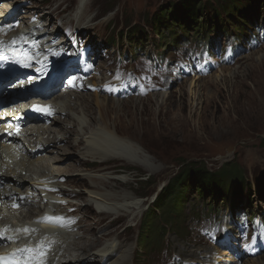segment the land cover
Returning a JSON list of instances; mask_svg holds the SVG:
<instances>
[{
	"label": "rangeland",
	"instance_id": "rangeland-1",
	"mask_svg": "<svg viewBox=\"0 0 264 264\" xmlns=\"http://www.w3.org/2000/svg\"><path fill=\"white\" fill-rule=\"evenodd\" d=\"M176 1L178 0H27L26 3L29 14H38L37 10L41 12L38 14L39 20L47 25L46 29H57L59 23L63 26L72 23L77 29L84 31L87 40L108 47L113 57H132L131 48L138 57L144 48L147 51L158 48L173 53L170 51L175 44L170 43L176 33L175 28L168 26L167 31V27H162V31H159L151 22V18L161 11L162 7ZM202 2L208 7L204 17L206 23L195 25L201 35L191 31L195 26H187L188 30L191 29V36L188 35V38L192 40L209 36L207 23L212 28L217 26L216 21L219 19H228L224 26H219L228 30V33L242 28L240 17L264 21V0H234L233 3L236 2L243 8L244 13L236 10L232 16L228 7L221 8L225 5L224 0ZM107 9L109 12L105 14ZM180 16L177 14L178 19ZM177 18L176 21H180ZM122 19L128 23L127 28L132 30V34L137 32V40H134V36L128 39L121 35L117 38V27ZM62 27L60 26L58 31H61ZM176 29L179 34L182 32L181 27ZM133 42L137 46L133 45ZM262 48L256 51L259 53L254 56L252 54L256 52L252 53L235 67L221 69L209 77L198 80L191 78L179 86H173L175 88L172 87L171 91L165 93L151 91L148 98L147 95L133 98L134 100H122V119L116 118L119 111L100 113L95 102L106 96L98 93H93L91 98L88 97L90 94L80 95L87 99V107L76 109L73 103L71 104L73 117L77 118L78 110L84 112L85 117H78V122L74 119L68 121V117L60 121L55 128L62 124L66 128L64 130L70 131V134L62 135L64 142L57 146L54 154L30 158H44L45 171L59 169V175L67 178L65 185L78 193L74 200L80 207L82 227L75 238L77 243L74 245V253L77 254L71 253L70 249L71 255L83 256L94 243L88 252L92 253V256L83 257H89L94 264H150L161 256L165 248L176 253L181 251L182 255L191 253L192 256H201L204 255L205 246H200L199 243L194 246L191 244L194 237L189 235L186 226L193 215H212L218 212L223 216L222 208L226 207L228 214L227 210L232 207L230 202L252 213H263L264 196L260 193L262 187L257 182L258 179L264 182V47ZM262 59L263 66H260L258 63ZM102 61L103 68L105 60ZM222 70L224 71L221 72ZM113 71L121 74L123 69L120 67ZM192 81L195 84L190 85ZM92 107L96 111L91 114L89 109ZM72 122L76 123L75 131H72ZM78 130L85 133L81 134ZM100 130L112 136H116V131L127 149L114 146L90 147L86 135L95 134ZM51 132L50 137L53 135V131ZM46 135L48 133L41 137ZM78 141L80 146L76 147ZM110 150L117 153L124 150L132 158L97 161V158L95 160L92 157L95 153H110ZM54 157H59L57 162H51ZM229 162L238 165L245 172L248 186L231 188L225 200L218 195L209 198L212 199L211 205L204 203L208 200L207 196L195 202V196L191 194L192 197L185 202L186 211L180 217L181 221H171L172 225L168 228L170 230L164 235L159 246L154 250L138 251L137 244L141 242L138 240V232L142 219L146 217L147 207L179 171L185 169L189 163L203 164L213 171ZM41 172V168L36 167L30 170L21 169L25 181ZM105 182L110 185L105 186ZM249 186L250 190L247 189ZM154 221L160 223L162 218H154ZM229 229L230 227L227 230ZM232 233L235 237L238 236V232L232 227L226 236ZM228 241L232 247L238 246L230 237ZM116 245L119 249L111 256L99 258L96 252L98 248H115ZM184 245L192 249L187 250ZM245 264H264V253L247 259Z\"/></svg>",
	"mask_w": 264,
	"mask_h": 264
},
{
	"label": "trees",
	"instance_id": "trees-1",
	"mask_svg": "<svg viewBox=\"0 0 264 264\" xmlns=\"http://www.w3.org/2000/svg\"><path fill=\"white\" fill-rule=\"evenodd\" d=\"M224 1L225 5L221 7L222 9L227 7L231 11L237 9L238 5L236 2L233 3L234 0ZM228 4L232 5L227 6ZM207 9V4L203 3L202 0H178L162 7L160 9L161 11L151 18V22L158 28L164 26L167 28L169 26L170 28V25L176 21L175 18H177V14H180L181 19H184V22H182L184 25L198 24L200 26L203 24V22H200V19L205 17ZM107 12H109V10L105 11V13ZM215 12L217 13V11ZM172 16H175V18H172ZM122 25H124L123 22ZM119 34L125 36L126 32L119 31L118 35ZM130 34H132L131 29ZM133 34H137V32L134 31ZM126 36L130 35L127 34ZM245 176V172L233 162L224 164L219 169L213 171L208 170L203 164H187V167L179 171V173L170 180L169 184L161 190L152 207L148 209L146 217L142 219V225L139 229V239L143 242L147 239V236L151 238L149 240L150 242L148 241L149 243L145 242L142 245L148 243L146 247H151L152 244H158L162 240L161 236L154 237L151 231L152 216L155 215L156 210L164 208L167 203L173 202L176 204L179 202V204H182V199L189 191H195L199 198L207 196L209 200V198L218 195L219 197H223L222 200H225L231 188L243 187L244 185L248 186ZM257 182L258 185L262 187L260 193L264 196V182H261L259 179ZM247 189L250 190L251 186Z\"/></svg>",
	"mask_w": 264,
	"mask_h": 264
},
{
	"label": "bare ground",
	"instance_id": "bare-ground-1",
	"mask_svg": "<svg viewBox=\"0 0 264 264\" xmlns=\"http://www.w3.org/2000/svg\"><path fill=\"white\" fill-rule=\"evenodd\" d=\"M83 2V1H82ZM16 8H18V6H16ZM4 9V8H3ZM2 9V10H3ZM6 15L5 14H2L1 15V19H3V20H6ZM3 22V21H2ZM263 49V48H262ZM261 52V51H260ZM257 53H259V52H256V53H254V54H252V56H254L255 54H257ZM259 55V54H258ZM248 58V57H247ZM263 62V59L258 63V65H260V66H263V64H261ZM257 65V66H258ZM235 67V66H234ZM228 68H232V67H228ZM258 68V67H257ZM225 69V68H224ZM221 70V69H220ZM224 70H222L221 72H223ZM220 76V75H219ZM209 77V76H208ZM257 77V76H256ZM194 78V80H198L199 78L198 77H193ZM231 80V79H230ZM197 83V82H196ZM193 84H195V82H190V85H193ZM72 94H74V93H72ZM95 94V93H94ZM91 95L92 94H90V95H88V97L90 96V98H91ZM99 95V94H98ZM160 95H163V94H160ZM70 96V97H69ZM97 96V95H96ZM151 96V94L150 95H148L146 98H148V97H150ZM83 97L84 96H79L78 98H76L75 100H74V102H75V106H76V109H77V105L79 104V102H80V105H81V107L79 108V109H81L82 107H87V105H86V103H88V101H87V99H83ZM82 98V99H81ZM97 98H98V96H97ZM134 99L135 98H138V97H133ZM132 98V100H134ZM59 99L61 100V101H63V103L61 104V108L63 109V110H67V104H71L72 103V99H71V95L70 94H67V95H62V96H60L59 97ZM118 99H115V100H111V99H108V98H106V97H104V98H99L96 102H95V104H96V107L98 108V110L100 111V113L101 114H103V113H108V112H110V111H115V112H117V111H119V113L118 114H116L117 116H116V118L117 119H122V116H123V110H122V108H121V101L122 100H118ZM130 100V99H129ZM126 101V100H125ZM92 102V101H91ZM119 106L118 108H117V106ZM124 107V106H123ZM124 109V108H123ZM136 109V108H135ZM89 111L91 112V114H92V112H95L96 110H95V108L93 109V107L92 108H90L89 109ZM125 112V111H124ZM133 112V111H132ZM127 113V112H126ZM76 114H77V118L78 119H81V118H83V117H85L84 115H86L84 112H81V110L79 111H77L76 112ZM129 114H131V113H129ZM128 114V115H129ZM136 114V113H135ZM92 118V117H91ZM57 123H59V122H56V124ZM62 123V122H61ZM59 125V124H58ZM62 125V124H61ZM72 125H73V129H72V131H75L74 130V128L76 127V123L75 122H72ZM100 126V125H99ZM63 127H59V129L58 130H56V132L54 133V136H53V141L54 140H56V139H58V137L59 136H62L64 133H66V132H63ZM66 129V128H65ZM78 132L79 133H81V134H84L85 132H80L79 130H78ZM47 132L45 131L44 133H42V135L43 134H46ZM58 133V134H57ZM99 133V134H98ZM51 134V132L48 134V135H50ZM57 134V135H56ZM92 135H95L94 137H92L91 138V136ZM115 135L116 136H112V134L111 135H108L107 133H105V132H102L101 130L99 131V132H97V133H95V134H89V135H86V139H87V141H88V144L90 145V147H99V148H101V147H106V148H110V147H112V146H114V147H116V148H118V147H120V148H126L125 146H124V142L122 141V139H120V138H118V136H119V134H117V132L115 131ZM120 137V136H119ZM52 140H50V139H47V141H52ZM60 140V142L61 141H63V139L62 138H60L59 139ZM69 140H70V137L68 138V140H67V143L69 142ZM91 143V144H90ZM69 144V143H68ZM129 145V144H128ZM67 146H69V145H67ZM80 146V141H78L77 142V144H76V147H79ZM66 147V146H65ZM64 147V148H65ZM70 147V146H69ZM69 149V148H68ZM127 149V148H126ZM70 150V149H69ZM72 151V150H71ZM108 151H109V149H108ZM111 151V150H110ZM135 151V150H134ZM112 152V153H111ZM110 153H106V152H103V153H95V154H93L92 155V157L93 158H95V160H96V158H97V161H106V160H108V159H114V158H125V159H128V160H130V158H132L131 157V155L130 154H128V153H126V152H124V150H122V152H119V153H117V152H113V150L111 151ZM107 158V159H106ZM58 159H59V157H54V158H51V162H57L58 161ZM132 160V159H131ZM39 161V162H38ZM45 159L44 158H42V159H28V160H26L23 164H22V166L20 167V169H26V170H30V167L31 166H35L36 168H41V171L43 172V175H46V173H51V174H53V175H55V176H59L58 174H60L59 172H57V171H59V169H57V168H55L57 171H52V170H48V171H45V169H44V166H45ZM49 162V161H48ZM43 168V169H42ZM100 171V170H99ZM39 177V176H38ZM25 176H22V175H20L19 176V179H18V181H19V184H22V183H24L25 182ZM28 179H30V178H28ZM27 179V180H28ZM48 179H52V178H49L48 177ZM35 180V179H34ZM34 180L31 182V183H33L34 182ZM42 180V183H45V184H50L51 182H48L47 180H44V179H41ZM31 183H28L27 185H30ZM104 185L105 186H109L110 184L108 183V182H105L104 183ZM117 190V189H116ZM6 193V190H2L1 191V193L0 194H5ZM30 197V196H29ZM134 199V198H133ZM33 205H34V207L32 206V207H30L25 213H24V219H28V220H30V219H32L34 216H36V214H38L40 211H41V208H42V203H41V201H34V203H33ZM1 214H4V213H1L0 212V215ZM82 222V221H81ZM40 226H42V227H46V225H44V224H40ZM93 227V226H92ZM229 231H231V227H230V229L229 230H227V233L229 232ZM77 242H75V241H71V243L68 245V248L69 249H72V250H70V252L71 253H74V245L76 244ZM88 245V244H87ZM93 245H95L94 243H92L91 245H90V247L88 248V251H86L85 253H84V255L83 256H79L78 257V260H77V262H79V264H82L83 262H84V259L86 260V258H83L84 256H92V253H88V252H90L91 251V249L90 248H93ZM83 247V246H82ZM119 249V247L116 245L115 246V248H107V249H100V248H98V250L96 251L97 252V254L99 255V258H101V259H103V257H109V256H111L112 254H113V251H115V250H118ZM85 251V250H84ZM83 251V252H84ZM74 254H77V252H75ZM94 255L96 256V253L94 252ZM55 256V255H54ZM62 258H63V260H64V262L65 263H62V262H56V260L54 259V258H52L53 259V262L52 263H50V264H70L71 263V260H75V258H76V256H73V257H70L69 255H67V256H65V255H63L62 256ZM87 259H90V258H87ZM74 262V264L76 263V261H73ZM125 262V261H124ZM49 263V262H48ZM78 264V263H77ZM90 264H93V263H90Z\"/></svg>",
	"mask_w": 264,
	"mask_h": 264
},
{
	"label": "snow or ice",
	"instance_id": "snow-or-ice-1",
	"mask_svg": "<svg viewBox=\"0 0 264 264\" xmlns=\"http://www.w3.org/2000/svg\"><path fill=\"white\" fill-rule=\"evenodd\" d=\"M16 41L13 40V43H15ZM2 43V42H0ZM4 57L2 55H0V59H3ZM25 66H29L27 64H25ZM37 110L39 111H48L47 107H41V106H35ZM48 114H51L50 112H48ZM16 133H19V128L16 129ZM8 135H12V132H8ZM21 199H24L23 197H21ZM14 207H18V205H14ZM44 219H52L56 222H62L65 218L62 217H56V218H44ZM24 231H28V229H25ZM13 237L12 236H8L5 235V231L4 230H0V241H12ZM32 251H34V249H31L29 247H25L23 249H19V250H15L12 254H10L12 256V259H6L4 256H0V264H31V262L29 260H17L15 259L16 255L18 254H23V253H31ZM39 251L41 253H43L44 249L41 248L39 249Z\"/></svg>",
	"mask_w": 264,
	"mask_h": 264
}]
</instances>
